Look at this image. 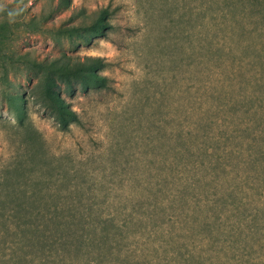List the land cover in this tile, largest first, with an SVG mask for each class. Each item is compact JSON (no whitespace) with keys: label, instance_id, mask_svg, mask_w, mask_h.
<instances>
[{"label":"rangeland","instance_id":"obj_1","mask_svg":"<svg viewBox=\"0 0 264 264\" xmlns=\"http://www.w3.org/2000/svg\"><path fill=\"white\" fill-rule=\"evenodd\" d=\"M69 1L49 14L58 0H0V264H11L22 244L15 232L25 225L42 230L46 245L22 246L19 253L27 264H53V248L66 234L42 221H57L56 209L98 214L100 222L92 217L79 232L108 233L100 263L96 251L84 248L75 261L59 256L58 264H264L259 6L249 0ZM106 7L114 13L104 36L47 31L72 24L70 17L81 24L84 14ZM60 53L101 58L98 73L110 85L75 97L60 87L81 120L69 131L37 102L38 77L23 59ZM214 82L220 88L213 92ZM200 97L213 103L207 114L198 113ZM224 118L236 122L214 156L221 163L214 182L190 168L200 157L192 132L196 124L215 126ZM6 180L14 186L11 197Z\"/></svg>","mask_w":264,"mask_h":264},{"label":"trees","instance_id":"obj_2","mask_svg":"<svg viewBox=\"0 0 264 264\" xmlns=\"http://www.w3.org/2000/svg\"><path fill=\"white\" fill-rule=\"evenodd\" d=\"M249 5H258L259 11L264 14V0H249ZM69 0H58L56 5H53L49 9V14L56 13L61 9H66L69 7ZM83 11L79 9L74 11V14L79 16ZM114 11H110L107 7L99 9L92 12L91 14H84L81 24L74 23L73 17H70L68 21H71L72 24L66 26L53 27L47 29L49 32H53L59 36H86L93 35L99 36L105 35V30L111 28L109 19L113 16ZM45 17L42 18L43 22L37 23L35 26L38 30L44 28L43 24L45 23ZM86 40V39H83ZM23 57L24 61L28 60V63L31 66V70L38 77L36 80V87L38 86L39 102L48 113L52 116L53 120L57 124L58 128L62 131H69L72 124H81V120L76 111H74L70 105L65 101L64 97L61 95L63 91L69 97H75L77 92H89L91 89H105L109 88L108 78L104 75L98 73V69L103 68L105 63L99 57H72L64 53L51 55L44 59H26ZM264 69V67H263ZM63 86L62 91L60 87ZM217 90L220 88V85L214 82L212 84V90ZM213 90V92H214ZM199 109L198 113L207 114L210 110L211 104H213L209 98L200 97L198 100ZM23 101L20 100L17 105H23ZM258 138L264 141V84L261 85V95H258ZM207 107V108H206ZM203 113V114H204ZM227 114L225 111L221 113ZM239 116V115H237ZM201 117V116H200ZM243 118V117H242ZM240 119V118H236ZM224 123L216 124L213 126L208 124H202L198 126L194 125V139L197 140L196 155L200 156L198 159L194 160L191 163L190 168H195L198 170V174L203 173L204 177H210L212 181L216 182L218 177L215 174L216 168L221 166L219 159H214V156L217 154V148L221 144H225L227 138H223L225 135V129L234 125L236 121L229 118H224ZM222 126V127H221ZM237 131L238 129H233ZM234 137H243L242 135ZM245 138V137H243ZM225 150V149H224ZM183 151V150H182ZM186 148L183 153L187 152ZM194 153L192 156H196ZM228 155V154H226ZM187 164H184L181 168V175L185 177L187 174ZM187 178V176H186ZM6 192L7 197H11L13 194V185L10 186L8 180L4 181L2 184ZM34 203L35 201H31ZM20 208L18 203L13 209ZM57 221L53 222V217L50 216L47 219H44V223L48 224L51 227V230H63L66 234V239L63 238V241H58V245L54 246L53 251L54 255H57V259L52 257V263L58 264L60 256L63 262L70 263L78 258V255L82 253L84 248H88L89 251H96L97 254L101 255L99 249L102 248L108 240V233H98L96 229H93L88 235H84L79 232V228L84 229L88 226L86 223L90 221L92 217H95L99 222L98 214L91 213L88 217H84V214H76L71 211H68L67 214L64 212H59L57 209L53 212ZM89 218V220H88ZM41 222V223H42ZM24 229H20L15 234L19 236L21 245L18 246L16 252L12 254L10 260L11 264H27L28 260L26 255L19 253V250L22 246H31V247H43L46 245V240L44 239L45 233L40 230L38 227L33 228L30 225L22 226ZM39 229V230H38ZM41 231V232H40ZM42 258V257H40ZM89 261V259H88Z\"/></svg>","mask_w":264,"mask_h":264}]
</instances>
